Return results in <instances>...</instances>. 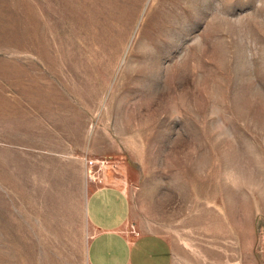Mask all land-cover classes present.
<instances>
[{
	"label": "rangeland",
	"instance_id": "obj_1",
	"mask_svg": "<svg viewBox=\"0 0 264 264\" xmlns=\"http://www.w3.org/2000/svg\"><path fill=\"white\" fill-rule=\"evenodd\" d=\"M19 24L0 264H88L94 189L170 264H264V0H0Z\"/></svg>",
	"mask_w": 264,
	"mask_h": 264
},
{
	"label": "crops",
	"instance_id": "obj_2",
	"mask_svg": "<svg viewBox=\"0 0 264 264\" xmlns=\"http://www.w3.org/2000/svg\"><path fill=\"white\" fill-rule=\"evenodd\" d=\"M104 189H94L86 201L91 227L87 241L88 264H170L168 241L151 232L129 233L121 212L109 209ZM108 206V207H107Z\"/></svg>",
	"mask_w": 264,
	"mask_h": 264
},
{
	"label": "bare ground",
	"instance_id": "obj_3",
	"mask_svg": "<svg viewBox=\"0 0 264 264\" xmlns=\"http://www.w3.org/2000/svg\"><path fill=\"white\" fill-rule=\"evenodd\" d=\"M7 26V25H6ZM20 27V24L15 26L12 30L10 29H7V28H0V31L3 33L4 37L9 38L10 40H12L13 43L16 44V41H17V44L20 46L23 45V42L27 39V38H30L28 36H26V34L24 35L22 32L21 33H17L15 32L14 30L16 28ZM25 31V30H24ZM31 41V40H30ZM10 42V41H9ZM33 42L32 44L29 46V49L31 47H33ZM4 75V74H3ZM4 77L8 78V75L5 74ZM20 79V78H19ZM29 80V79H28ZM20 81L18 80V74L15 75L14 77V85H16V87L20 86ZM32 84V83H31ZM22 85V84H21ZM35 85V84H34ZM18 90V89H17ZM21 94V93H20ZM10 100L12 101V104H10ZM15 99L13 98H8V97H4V96H1V93H0V119H2L3 117L7 119H11L12 121V117L16 119L17 117V114H20V112L16 111L15 108H16V100L13 101ZM11 231V230H10Z\"/></svg>",
	"mask_w": 264,
	"mask_h": 264
}]
</instances>
